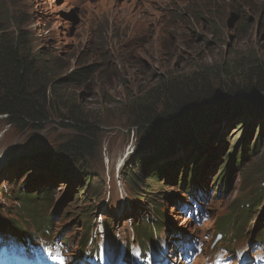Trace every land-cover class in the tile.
Returning a JSON list of instances; mask_svg holds the SVG:
<instances>
[{
	"label": "rangeland",
	"instance_id": "1",
	"mask_svg": "<svg viewBox=\"0 0 264 264\" xmlns=\"http://www.w3.org/2000/svg\"><path fill=\"white\" fill-rule=\"evenodd\" d=\"M233 1L0 0V38L14 34L13 17L20 16L21 29L29 36L32 51H41L43 62L54 67L53 71L49 68L51 78L69 80L85 74L81 81L74 80L57 89L61 91L63 102L73 107L74 114L95 124L99 145V161L88 169L92 184L98 190L97 199L93 200L79 192L82 186L88 188L82 184L84 181L77 184L84 173L80 165L73 166L69 157L53 149L59 138L66 135L60 118H51L40 130L28 128L20 133L0 117V234L3 236L0 259L10 258V264H61V259L63 264H78L83 259L77 247L79 237L88 227L81 215L91 218V235L101 234L103 243L110 238L121 245L130 229L131 217L137 216L138 211L144 213L150 209L149 194L157 191L166 193L160 203L170 222L164 227L168 231L200 236L203 245H208L209 235L205 234L212 231L213 221L222 218L230 202L250 194L256 187L264 189L261 149L255 155L248 152L242 159L239 152V161L236 157L231 163H225L224 159L250 127L248 144L254 145L259 137L264 142V103L252 100L242 111L231 106L222 116L211 112L206 118L209 126L199 133L194 129L192 139L197 138L198 143L188 137L189 131L181 126L184 124L181 121L177 130L162 136L155 145L137 149L136 144L135 120L143 106L155 99L149 95L153 88L161 89L154 105L158 109L165 100L169 103L177 91L185 93L208 84L215 89L231 85L241 88L254 84L263 75L264 0H255L251 8L244 6L241 11H236ZM218 7L220 11L214 10ZM233 8L234 13L243 16V21L233 17L221 22L219 17L226 18ZM207 10L212 11L208 18ZM239 22H245L247 31L240 29ZM53 106L57 111L61 104ZM195 116L198 115L188 114V125ZM177 133L181 138L171 146L172 151L160 153L158 148L166 141L171 142ZM135 155H143L147 161L146 173L163 166L157 180L145 182L140 194L145 198L137 203L131 199L134 197L129 178L121 173L124 168L138 176L139 165L135 167L136 161L132 158ZM195 155L198 160L209 159L197 177L208 186L207 201L202 205L208 216L198 221L181 214L176 204L190 195V192L184 193L178 181L184 164L192 162ZM28 162L58 167L53 183H45L50 184L48 196L51 199L40 212L50 219L51 229L46 239L55 240L59 247L44 243L38 236L39 240L26 248L9 224L15 211L13 204L4 198L9 186L4 183L3 174ZM126 162L127 167H124ZM223 163L224 174L218 177ZM26 168L30 174L20 173L17 177L20 183L33 174V167ZM40 169L46 170L44 166L35 168ZM69 169H73L71 174ZM215 183L219 185L217 194ZM34 190L37 188L32 192ZM193 192L198 195L196 190ZM260 200V208L253 216L255 223L248 226L250 234L264 231V220H258L264 210V199ZM90 208L92 212L86 213ZM16 242H21L26 251ZM172 244L169 247L180 250L181 245ZM30 250L32 255L26 257ZM35 251L38 254L34 257ZM182 260L178 258L174 264H184ZM197 260L198 264L204 262L203 256L196 257Z\"/></svg>",
	"mask_w": 264,
	"mask_h": 264
},
{
	"label": "trees",
	"instance_id": "2",
	"mask_svg": "<svg viewBox=\"0 0 264 264\" xmlns=\"http://www.w3.org/2000/svg\"><path fill=\"white\" fill-rule=\"evenodd\" d=\"M255 0H234L236 3L234 7L236 11H241L242 8H251L252 3ZM249 5V7H248ZM243 6V7H242ZM229 11V15L226 18L219 17L222 22L225 20L240 19L243 21V16H239L237 13ZM214 10L220 11V8ZM211 10L205 12L206 18L211 13ZM232 15V16H230ZM203 19L205 17H202ZM207 20V19H205ZM216 19V21H219ZM13 23L15 25V32L12 36L6 38H0V117L3 118L5 123L14 128L17 132H25L28 128H32V131L42 129L43 124L48 122L51 118H60L63 123V128L66 135L59 138V143L53 148L54 151L64 153L69 157L74 165H80V169L84 171L82 179L77 180V184H81L82 181L88 186V188L82 186L80 194L90 196L91 199H97L96 192L98 191L92 184L93 178L90 172H88L89 166L96 165L98 163L99 145L97 143L98 138L95 135L96 126L93 123H88L81 116L73 113V107L66 105L63 102L61 91L57 89L59 86L69 83L71 81H81L85 74H79L75 78H66L56 80L51 78L50 69H54L53 66L45 64L43 61V53L41 51L33 52L29 46V36L21 29L20 16L13 17ZM245 23V22H244ZM244 23L239 22V27L242 31H247V26ZM50 68V69H49ZM86 72V70L84 71ZM161 89L153 88L149 95L155 96V99L150 101V104L143 106L142 112L138 114L135 120V126L137 127L136 144L137 149L151 147L155 145L164 135H168L177 130L179 123L184 122V127L188 133V137L192 139L195 130L201 132L210 122H206V118L212 112L214 116H222L226 114V108L235 106V110L242 111L247 107V103L252 100L255 103H264V73L254 84H248L245 87L234 88L232 85L229 87H218V89L212 88L211 85L203 86L200 89H194L182 93L177 91L173 99L165 100L164 104L160 108H156L154 105ZM154 91V92H152ZM220 100V101H219ZM54 103L61 104L56 108ZM264 107V105H263ZM59 110V111H58ZM196 114L198 116L194 119L186 122L188 114ZM242 124V123H241ZM194 126V128H192ZM212 125H210L211 127ZM238 128V127H236ZM235 128V129H236ZM251 128L248 130L247 135L243 137V140L234 141L235 145L231 147L232 151H228L226 155V161L231 163L234 158L239 156L237 154L241 152L242 157L248 154V152L255 155L259 149L262 150L264 157V142L260 140V137L254 141V145L248 144V136L251 133ZM260 132V130H259ZM176 137L171 142L164 143L158 148L160 153L171 152L174 143L180 140L181 135L177 133ZM205 137H208L207 135ZM204 137V138H205ZM206 140V139H205ZM237 140V139H236ZM194 143H198V139L193 138ZM174 144V145H173ZM173 145V147H171ZM53 149H50L52 151ZM260 150V151H261ZM231 152V153H230ZM143 155L132 156L134 158L135 167L138 166V176L131 173L128 169H122V175H126L129 178L130 189L132 190V197L135 203L142 201L144 195H140L144 191L145 182L151 180H157L162 173L163 166H156L155 169L147 172V161L142 158ZM192 162L185 163L183 168V175L180 177V188L184 189V193L188 194L192 191V185L194 178L196 179L201 173V169L207 163L205 161L198 160L197 155L192 159ZM132 163L133 159L130 160ZM102 162V161H101ZM28 162L20 163L14 168L8 170L3 174L4 183L8 184V193L4 195L6 201L13 204V218L9 220L14 231L23 233L22 237H25L27 233L24 231L25 226L32 227L34 234L31 235L45 237L48 235L51 229L50 219L44 216L40 212V208L47 206L51 197L48 196V187L57 178V168L55 166L47 165V163ZM127 162L124 167H127ZM134 165V164H133ZM223 166L218 170L220 177L224 174ZM45 167L46 170H35L38 167ZM26 167H33V174L30 176L29 182L27 179H22L21 183L18 182V176L22 172L30 174V170ZM73 169H69V173ZM125 171V173H124ZM182 172V170L180 171ZM193 174V175H192ZM176 175V174H175ZM175 175L172 180L175 181ZM259 176V175H258ZM257 176V177H258ZM216 178V177H215ZM214 178V179H215ZM213 179V180H214ZM219 179H217L218 181ZM259 179L258 181H260ZM50 182L49 186L45 183ZM257 181V182H258ZM190 182V183H189ZM224 182L223 180L221 181ZM39 184H44L39 186ZM187 184V185H185ZM201 184V183H200ZM200 184L195 186V189L200 190ZM204 184V183H202ZM128 185V184H127ZM216 194L218 192L219 185L214 184ZM207 190L206 183L203 185ZM37 188L32 192V189ZM156 194H149L148 206L146 217L144 213L131 217V231L134 234L138 245L142 248L153 243V239L160 238L161 232H163V225L167 222V214L162 212V204L166 193L162 191L155 192ZM138 196V198H137ZM155 196V197H154ZM154 197V198H153ZM216 197V195H214ZM260 198L264 199V189L256 187L255 191L250 194H246L243 198H238L228 205L226 212L222 218H217L213 221L212 231L210 233V247L229 245L238 239H242L250 234L249 224L255 223L253 217L257 210L260 208ZM215 199V198H214ZM177 208H185L182 202L177 201ZM10 209V208H9ZM9 209H7L9 211ZM202 214L207 216V212L201 208ZM92 209L87 210L86 213H91ZM80 218L84 220L88 226L83 234L79 237V243L81 254L86 246L91 244L90 226L92 224L91 218L88 215H81ZM90 218V219H89ZM193 219V215L190 217ZM260 222L264 220V210L260 215ZM109 222H106L107 226ZM26 228V227H25ZM189 233L177 232L178 237H186ZM220 235L215 239L216 235ZM28 237V235H27ZM253 238V237H252ZM211 242L213 245H211Z\"/></svg>",
	"mask_w": 264,
	"mask_h": 264
},
{
	"label": "snow or ice",
	"instance_id": "3",
	"mask_svg": "<svg viewBox=\"0 0 264 264\" xmlns=\"http://www.w3.org/2000/svg\"><path fill=\"white\" fill-rule=\"evenodd\" d=\"M61 264H63V261H62V259H61Z\"/></svg>",
	"mask_w": 264,
	"mask_h": 264
},
{
	"label": "bare ground",
	"instance_id": "4",
	"mask_svg": "<svg viewBox=\"0 0 264 264\" xmlns=\"http://www.w3.org/2000/svg\"><path fill=\"white\" fill-rule=\"evenodd\" d=\"M180 202H182V200L180 201ZM62 232V231H61ZM172 249V248H171Z\"/></svg>",
	"mask_w": 264,
	"mask_h": 264
},
{
	"label": "water",
	"instance_id": "5",
	"mask_svg": "<svg viewBox=\"0 0 264 264\" xmlns=\"http://www.w3.org/2000/svg\"><path fill=\"white\" fill-rule=\"evenodd\" d=\"M220 101V100H219Z\"/></svg>",
	"mask_w": 264,
	"mask_h": 264
}]
</instances>
